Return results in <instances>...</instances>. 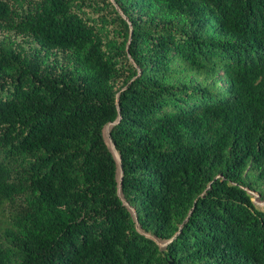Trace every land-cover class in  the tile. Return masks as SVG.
Listing matches in <instances>:
<instances>
[{"label":"trees","instance_id":"obj_1","mask_svg":"<svg viewBox=\"0 0 264 264\" xmlns=\"http://www.w3.org/2000/svg\"><path fill=\"white\" fill-rule=\"evenodd\" d=\"M251 191L264 0H0V264H264Z\"/></svg>","mask_w":264,"mask_h":264},{"label":"rangeland","instance_id":"obj_2","mask_svg":"<svg viewBox=\"0 0 264 264\" xmlns=\"http://www.w3.org/2000/svg\"><path fill=\"white\" fill-rule=\"evenodd\" d=\"M221 82V81H220ZM110 128H111V124H108L107 126H105L104 128V138H105V142L108 146V148L111 150V152L113 153L114 155V158L116 159L118 165H119V158H118V155L116 153V151L114 150L113 148V145L111 143V140L109 138V131H110ZM121 175V170H120V167H119V170H118V176L120 177ZM252 196V202L255 204V206L260 209V210H264V200H262L260 197H259V193L258 192H254V191H251L249 192ZM121 196V195H120ZM121 199L123 201V203L128 207L129 211L131 212L132 214V217L133 219L136 221V211H135V208L134 207H131L128 205V203L123 199V197L121 196ZM137 225V224H136ZM141 232V231H140ZM148 236V235H147ZM150 238H152L156 244L159 246L160 249H164L165 247V242L161 241V240H158L154 237H151L150 235L148 236Z\"/></svg>","mask_w":264,"mask_h":264},{"label":"water","instance_id":"obj_3","mask_svg":"<svg viewBox=\"0 0 264 264\" xmlns=\"http://www.w3.org/2000/svg\"><path fill=\"white\" fill-rule=\"evenodd\" d=\"M119 167H120V169H121V164H120V162H119ZM121 183H122V176L120 175V179H119V188H120V186H121Z\"/></svg>","mask_w":264,"mask_h":264}]
</instances>
